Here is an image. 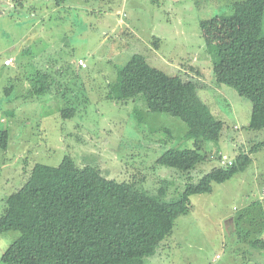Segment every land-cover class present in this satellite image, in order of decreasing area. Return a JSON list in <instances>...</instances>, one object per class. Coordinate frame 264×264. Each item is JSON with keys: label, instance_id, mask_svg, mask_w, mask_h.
Instances as JSON below:
<instances>
[{"label": "rangeland", "instance_id": "rangeland-1", "mask_svg": "<svg viewBox=\"0 0 264 264\" xmlns=\"http://www.w3.org/2000/svg\"><path fill=\"white\" fill-rule=\"evenodd\" d=\"M239 1L0 0V130L10 133L8 150L0 147V217L35 164L58 167L70 157L117 182L141 180L137 187L151 195L162 178L170 201L188 180L198 183L263 143L264 86L249 100L225 85V67L216 69L208 52V43L227 38L225 28L203 25L230 15ZM137 54L203 85L198 94L211 119L224 123L219 142L206 143L205 162L188 175L156 163L170 149L194 148L181 119L152 113L143 96L112 100L120 96L121 70ZM42 72L51 76L44 92L36 83ZM69 106L77 114L65 119ZM250 157L245 171L192 198L191 212L146 264H264V252L250 245L264 240V147ZM20 235H0V264Z\"/></svg>", "mask_w": 264, "mask_h": 264}, {"label": "trees", "instance_id": "trees-1", "mask_svg": "<svg viewBox=\"0 0 264 264\" xmlns=\"http://www.w3.org/2000/svg\"><path fill=\"white\" fill-rule=\"evenodd\" d=\"M208 24H222L227 34L220 42L208 43L215 68L226 69L224 84L240 97L255 100L264 86V0L234 2L230 15L203 23ZM120 77V96L112 100L135 101L143 96L149 111L179 118L189 128L186 138L194 148L170 149L157 165L187 175L195 171L207 158L201 154L206 143H218L224 129L222 121L211 119L199 97L203 85L169 76L139 54ZM36 78L42 83L39 91L51 85L50 74L38 73ZM76 114L74 106L62 111L65 119ZM9 143V131L0 130L1 149L7 151ZM263 147L264 142L255 145L250 154L241 153L231 166L213 169L198 183L188 180L185 191L170 201H165L169 182L162 178L156 179L160 187L151 195L137 187L141 180L117 182L106 178L98 166L79 168L70 157L58 167L40 163L28 167L24 185L9 197L0 217V235L21 234L1 264H146L172 236L176 220L191 212L192 198L211 194L213 184L245 171L252 162L250 155ZM250 245L264 252V240L255 238Z\"/></svg>", "mask_w": 264, "mask_h": 264}, {"label": "built area", "instance_id": "built-area-1", "mask_svg": "<svg viewBox=\"0 0 264 264\" xmlns=\"http://www.w3.org/2000/svg\"><path fill=\"white\" fill-rule=\"evenodd\" d=\"M13 63H14V60L13 59H9V60L6 61L5 65L6 66H11V65H13ZM80 65L86 66V64L84 62H80ZM223 163L225 164V166H231L232 165V162H224L223 161Z\"/></svg>", "mask_w": 264, "mask_h": 264}]
</instances>
